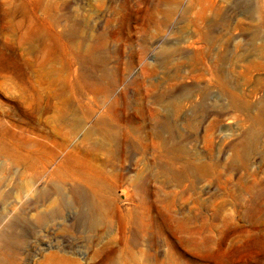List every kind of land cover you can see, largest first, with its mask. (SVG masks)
Segmentation results:
<instances>
[{"label": "rangeland", "instance_id": "rangeland-1", "mask_svg": "<svg viewBox=\"0 0 264 264\" xmlns=\"http://www.w3.org/2000/svg\"><path fill=\"white\" fill-rule=\"evenodd\" d=\"M254 235L264 0H0V264H264Z\"/></svg>", "mask_w": 264, "mask_h": 264}, {"label": "bare ground", "instance_id": "bare-ground-1", "mask_svg": "<svg viewBox=\"0 0 264 264\" xmlns=\"http://www.w3.org/2000/svg\"><path fill=\"white\" fill-rule=\"evenodd\" d=\"M108 75H109V72L107 71V70H105V71H103V77H108ZM102 81H104V79H102ZM109 86H113V85H109ZM111 88V87H110ZM126 108H127V106H126ZM146 114V113H145ZM104 123V122H103ZM135 126V125H134ZM115 127H118V126H116L115 124H113V123H109V124H106L105 125V127L104 128H106L107 130H109V131H112ZM123 137V136H122ZM100 142V141H99ZM105 144V143H104ZM257 185V184H256ZM260 187V186H259ZM245 190V189H244ZM247 191V190H246ZM248 192V191H247ZM100 193V192H99ZM257 196V194L254 196V197H256ZM104 199V198H103ZM256 200V199H255ZM100 204L103 202V200L100 198ZM258 203H260V202H258ZM243 204V203H242ZM259 205V204H258ZM263 208V207H262ZM252 209V208H251ZM257 210L258 211H260V208H257ZM256 211V210H255ZM246 213V212H245ZM249 218H250V220H251V223L249 224V226H248V228L246 229L247 231H257V229H258V225L260 224L261 225V223H260V220H259V218L256 216V215H253V216H249ZM181 223H183V222H181ZM185 224V223H184ZM212 225V224H211ZM184 227V226H183ZM214 238V237H213ZM256 241H257V243L259 244V246H261L263 249H264V238L263 237H261V236H256V235H254V237H253ZM194 240V239H193ZM213 241V239L212 238H208V241ZM207 241V242H208ZM205 244V243H204ZM195 246V245H194ZM211 260H210V263H212V264H223L222 263V260L219 258V257H217L216 256V254H213V256H212V258H210Z\"/></svg>", "mask_w": 264, "mask_h": 264}]
</instances>
